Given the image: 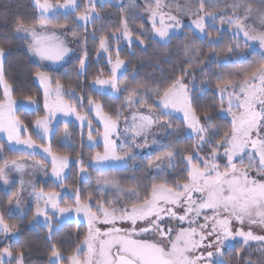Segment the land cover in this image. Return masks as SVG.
Masks as SVG:
<instances>
[{
    "label": "snow or ice",
    "instance_id": "6c2138e0",
    "mask_svg": "<svg viewBox=\"0 0 264 264\" xmlns=\"http://www.w3.org/2000/svg\"><path fill=\"white\" fill-rule=\"evenodd\" d=\"M97 2L102 7L105 0H87L84 11H80L78 0H63V3L59 0L56 3L33 0L34 7L38 9L37 17L31 22L17 17L12 25L14 37L22 41L30 39L27 47L41 61H62L71 49L56 35L55 29L65 28L66 25L54 24L53 18L60 14H71L86 26L100 19ZM129 7L135 9L136 0H131ZM144 11L151 21L149 31H145L141 24L139 34L134 33L128 17L122 14L121 27L110 33L111 39L117 42L114 60L109 35L96 37L95 32L92 33L93 40L98 39L99 50L107 54L111 64L107 78L97 76L94 79L93 90L98 94H105L108 90L117 96L124 94V109H132L131 124L128 125L126 121L123 137L117 132L121 116L119 111L114 118L104 112L102 103L95 99L80 96L71 88L65 92L64 85L59 80L53 81L47 71L37 68L33 73L43 86L45 110V115L34 121L33 132L38 138L47 139L52 132V120L56 113L75 115L81 126L87 127V139L92 142L95 139L93 132L100 135V130L92 125V119L98 117L103 123L104 150L95 152L88 161L89 166L97 171L118 163L127 166L129 161H135L139 150L151 147L148 134L152 129L156 126L171 129L175 114H182L180 119L184 128L181 131L186 137H195V148L191 152L187 149L183 152L175 149L168 151L165 159L169 162L170 171H165L161 164H149L157 175L150 177L152 182L144 186L143 194L136 190L125 191L114 181L106 179L97 180L100 187L95 197L89 192L81 199L78 189L71 192L65 189L62 173L68 167L69 156L56 154L50 146L37 144L31 134H21L27 126L16 115L17 101L12 98L11 86L5 80L4 65L9 48L0 44V83L4 85V99L0 100V132L7 134L14 151L36 156L41 154L37 150L43 149V153L47 154L45 159L50 157L52 174L64 193L62 196L61 192H45L42 187L37 189L33 184L36 207L32 219L36 220L42 215L46 221H51L56 213L63 215L74 212L77 216L82 213L88 223L86 234L82 240L78 238L70 254L64 255L55 244L51 246L49 264H65V261L67 264H224L223 250L237 237H241L243 245L249 247L250 242H258L261 245L260 264H264V235L255 234L252 230L253 227L264 230V60L216 84L221 105L217 117H231L230 127L222 131L214 126L213 121L217 117L204 110L198 111L196 95L185 83V77L192 75L193 70L204 72L201 67L204 57L198 50L184 48V55L188 58L187 67L182 68L180 74L166 85L149 88L138 84L136 88H122L121 80L125 77L121 69L125 67V60L120 58L118 47L121 40L129 45L134 42L146 45L145 38H159L167 43L178 30L186 27L180 17L188 16L195 30L210 38L211 32L207 28L218 32L227 28L231 29L234 38L242 35L245 47L250 46L249 42H257L264 49V12L259 13L260 27L256 28L249 22L255 14L243 0L226 7H221L218 0H185L183 5L145 0ZM218 12L221 15L218 16ZM72 36L80 39L74 30ZM11 43V40L7 41L9 46ZM240 51L239 43L235 44V51L233 47H228V61L231 62V56H238ZM83 55L84 58L79 60L81 70L85 69L86 50ZM218 80L221 78L218 77ZM66 95L79 102L81 107L86 103L89 112L95 111V117L81 115L72 103L64 99ZM27 99L29 103L25 107L36 104L31 96ZM225 101L227 108L223 107ZM140 109H145L147 114L140 112ZM32 110L37 109L33 107ZM129 132L132 135H128ZM173 134L179 138L180 131L173 130ZM137 137L142 138L141 143L136 142ZM117 140L121 141L119 145ZM99 143L95 141L89 147L94 148ZM166 147L172 148V142ZM202 151H207V155L202 156ZM175 156H180V163L184 165L179 173L174 171L177 167ZM75 159L83 174L81 178L87 180L85 162L79 155ZM221 159L224 160L223 165ZM0 161V179L4 184H10L9 171L20 170L24 164L2 155ZM24 183L20 181L21 188ZM105 192H110L115 199H106ZM13 196L19 205L20 193H13ZM69 197L73 203L61 207V200ZM7 203L12 204L13 200L9 199ZM49 208L53 210L52 216L48 214ZM245 225L248 226L247 231ZM17 232L19 227L11 224L0 212V235L5 237V246L0 248V264H12L13 259L16 264H23V252L14 254L7 244L11 238L9 234ZM243 264L257 262L246 259Z\"/></svg>",
    "mask_w": 264,
    "mask_h": 264
},
{
    "label": "trees",
    "instance_id": "16d2710c",
    "mask_svg": "<svg viewBox=\"0 0 264 264\" xmlns=\"http://www.w3.org/2000/svg\"><path fill=\"white\" fill-rule=\"evenodd\" d=\"M84 1V0H83ZM247 4L257 3L261 12H264V0L255 2L252 0H245ZM56 3L57 0H51ZM63 3V0H59ZM131 0H111L101 7L97 4V10L100 12V19L86 26L78 22L75 15H59L53 18L54 24H64L65 28L70 34L72 31L76 33H84L86 30L91 31V38L88 48V66L83 74H80L79 60L84 56L74 58L61 69L58 70H43L34 60L31 53L27 49V42L14 37L12 25L16 18H22L27 22H31L38 15V9L33 5V0H0V44H5L9 48L5 65V80L11 86L13 96L17 101H28L31 96L38 104L39 108L36 111H28L26 108L20 107L17 112L18 118L27 126V131L32 135V139L37 143L46 144L45 139L38 138L33 129L35 127L34 121L45 115L43 108V88L38 84L33 73L37 68L47 71L52 77L53 81L59 80L64 85V90L67 92L69 88L75 90L80 96H87L95 99L97 102L102 103L103 111L112 115L114 118L119 111L123 114L127 111L123 105L125 103L124 94L115 96L110 93L98 94L93 90V81L99 76L107 78L110 75L111 64L105 57H98L99 44L98 39L93 40L92 33L95 32L96 37L102 35H109V41L115 46L112 48V53L116 56L117 42L111 39L110 33L121 27L122 14L126 15L129 20V26L133 32L139 34V25H144V30L149 31L151 28V21L148 19V13L144 11L145 1L136 3L135 9L129 7ZM81 11H84V5H81ZM214 33L211 38L200 36L195 28L185 27L174 38L165 43L160 41L159 38L147 40L146 45H140L139 42H134L129 45L121 40L118 44L120 49V58L125 60L126 72L124 79L121 83L130 88H136L138 84H144L149 88L164 86L170 82L175 75L180 74L182 68L187 67V57L184 55V48L189 47L198 50L201 56L204 57V63L201 67L204 72L201 73L199 69L193 70V74L185 77V83L189 84V89L196 95V103L198 111L204 110L209 114L217 117V110L221 107L219 101L218 90L216 84L222 82L229 76H236L244 70L258 65L264 60V49L259 46L252 48L241 45L240 38H234L229 31L221 32L213 29ZM11 40L9 46L7 41ZM239 43V55H232L231 62L228 61L226 56V49L233 47L235 51V44ZM218 54V55H214ZM238 61V62H237ZM218 77L221 80H218ZM3 86L0 83V100L4 99ZM66 100L72 103L79 111L88 112L87 104L83 107L79 102L74 101L70 95H66ZM227 108V101L223 104ZM230 116L217 117L213 123L216 128L226 131L230 127ZM70 127V133L73 137V142L77 146V150L66 147L62 142L61 128L51 143L54 153L60 155H68L75 162L70 166V171L65 179L64 185L70 189H80L82 196L85 197L89 192L95 197L97 189L100 187L97 184L98 179H106L109 182H115L121 189L125 191L136 190L143 194L144 186L149 185L152 181L151 168L149 164L156 165L159 161L165 158L168 151L173 149L183 152L185 149L191 152L197 143L195 137H186L184 134L179 138L169 136L165 142V147L145 157H139L134 162H130L127 166L111 167L104 170L97 171L95 168L87 165L91 156L95 152H103V144L98 147L91 148L85 141H83V129L76 123L66 124ZM63 125V126H66ZM95 125L99 126L95 119ZM63 134V133H62ZM169 142H172V148L166 147ZM0 146L4 151V158L8 160H17L25 156L24 153L12 150L7 140L3 139L0 133ZM211 147V146H209ZM78 151V152H76ZM187 154V153H184ZM83 156L85 167L88 172L87 180L82 179L80 172V165L76 161V156ZM202 156L207 155V151L201 152ZM177 162L175 172L179 173L184 167L180 163V156L174 157ZM2 162V161H0ZM220 163L223 165L224 160L221 159ZM2 179H0V212L4 213L5 219L11 224L19 227L18 238L11 244V250L15 254L18 251L23 252V264H49L50 249L53 244L58 246L64 255H68L75 248L78 243V238L83 239V236L88 230V226L83 222L71 221L63 224L59 228L54 229L52 232L49 228L40 226L32 227L34 221L32 216L34 212L26 218L11 214L12 204H8V200L14 199L13 193L19 191V186L16 185L11 191H7L2 186ZM41 187L46 191H60V187L55 182L49 184H41ZM106 199H113L104 193ZM1 236V235H0ZM261 245L258 242H250V247L243 245L242 239H236L233 244L225 251L223 261L224 264H243L246 259H251L257 264L262 261ZM67 262L65 261V264ZM12 264H16L13 259Z\"/></svg>",
    "mask_w": 264,
    "mask_h": 264
},
{
    "label": "rangeland",
    "instance_id": "374dc122",
    "mask_svg": "<svg viewBox=\"0 0 264 264\" xmlns=\"http://www.w3.org/2000/svg\"><path fill=\"white\" fill-rule=\"evenodd\" d=\"M108 1H111V0H105V3H107ZM143 1H145V0H136V3H141ZM254 1L257 2L259 0H254ZM148 2H152V0H148ZM218 2H219L221 7H226L230 4L238 3V2H240V0H218ZM250 2H252V0H250ZM78 3H80V9L79 10L81 11V5H85L87 3V0H84V1L78 0ZM161 3L162 4L163 3H167V4L178 3L180 5H183L185 3V0H161ZM243 3H245L248 7H250L255 14L254 17L252 19H250L249 22L252 24L253 27L259 28L260 27L259 13L261 12V10L259 9L258 4L255 3V5L254 4L249 5V4H247V2L245 0H243ZM97 4H100V3L97 2ZM61 11H63V10H61ZM60 15H62V14H60ZM217 15L219 16V15H221V13L218 12ZM57 16H59V15H57ZM180 19L182 20V22L185 24L186 27L188 26V27L194 28V25H191V23H190V20H191L190 17L182 16V17H180ZM80 23L84 24V22H80ZM89 23H92V22H89ZM205 23H206V28H207L208 21L206 20ZM217 24H218V21H217ZM182 29L178 30L176 32V34L180 33L182 31ZM207 30L211 32V35L214 33L212 28H207ZM196 31L200 36L206 37V35L200 33L198 30H196ZM225 31H229L232 34L231 29L226 28L224 30H221V32H225ZM55 32H56V35L59 36V38L64 41L65 45L69 49H71V51L65 56L64 60H62V61H41L38 57L31 54L33 57V60L43 70L61 69L67 63H69L72 59L84 56L83 54H84L85 50L88 52L90 38H91V31L86 30L82 34L77 33V36L80 39L74 38L72 36V34H70V32H68V30H66V29H55ZM238 38L241 39V45L242 44L245 45L242 35H241V37H238ZM85 39H86V43H85ZM25 42H27V44H28L30 42V39L25 41ZM249 43L252 44V48H254L256 45L259 46L257 42H249ZM110 44H112V43L110 42ZM112 45H113V47L115 46V44H112ZM27 49H28V47H27ZM28 51H29V49H28ZM111 55H112V58L114 60L115 56L113 55L112 51H111ZM98 57H105L106 59H108L107 54H105L101 51L99 52ZM88 61H89V58H88V54H87V57L85 59V69L88 66ZM84 70H83V72H84ZM121 72H123V74H125L126 64H125L124 69H121ZM118 78H119V74H118ZM36 81L38 82L39 85H41L38 80H36ZM1 85L3 86V89H4V85L2 83H1ZM41 87L43 88L42 85H41ZM53 87H55V84H53ZM121 87L123 88V87H125V85H123L121 83ZM106 93H110V94L117 96L111 90H108ZM11 96L13 99H15L13 96V93H12V89H11ZM64 99L66 100V96L64 97ZM28 103H29L28 101H24V100L21 102L17 101L18 108L16 111V115H17L18 109L20 107L26 108L28 111H33L32 110L33 107H36V109L39 108L37 103L33 106L25 107L26 105H28ZM88 109H89V106H87V110ZM77 111H79L78 108H77ZM139 111L147 114L145 109H140ZM79 112L81 115L87 114L89 118L95 117V111L94 110L91 112H89V110H88V112H85V113H83L81 111H79ZM181 115H182L181 113L175 114L173 127L171 129L160 128L159 126L154 127L152 129V131L148 134V143L151 147L139 150L137 158L145 157L147 155H151L154 152H156L160 149H163L166 145L165 142H166L167 138L169 136H174L173 130L180 131V136H182L183 132L181 130L184 128V123L180 119ZM95 119H96L97 123L99 124V126L95 125ZM131 120H132V109H127V111L124 114H123V112H121V116L119 118L118 127H117V132L119 133V135L121 137L124 136V129L126 127V121H127V124L130 125ZM69 123H76L77 125L81 126V122L76 119L75 115L64 116L63 113H56L55 118L52 120V125H51L52 132L49 134V137L47 139H45V141H47V143L43 144V145L51 147V143H52L55 135L60 132L61 128H64V130L61 131V135L63 137V139H62L63 144L66 147H69L73 150H77V148H76L77 146L74 144L72 134L70 133V127H68L66 125ZM63 125H66V126H63ZM92 125H93L94 129L100 130V135H97L96 132H93V136L95 139H94V141L90 142L87 139V133H88L87 127L81 126L83 129V132H84L83 133V141H85V143H87L88 145L90 143H95V141H100L99 144H103V141H102L103 123L99 120L98 117H95L92 119ZM66 130H67V135H66ZM0 133L3 137V139L7 140V134L4 132H0ZM21 134H22V136H27L29 134V132L26 130V131H22ZM128 135H132V133L129 132ZM113 138H115V134L113 135ZM153 141H155V143H153ZM7 142H8V140H7ZM120 142H121L120 140H117L118 145L120 144ZM136 142L141 143L142 138L137 137ZM8 144L12 148V145L10 144V142H8ZM37 144H39V143H37ZM40 144H42V143H40ZM99 144H97L96 147H98ZM20 147H22V146H20ZM51 149H52V147H51ZM37 151H39L41 154L36 155V156H25L21 159H17V161L19 163L24 164V168H22L20 170L9 171V173H8L9 180L12 181V183L4 184V182L2 180V182H3L2 186L7 191H11L12 189L15 188L16 185H18L20 188L18 192L20 193L19 198L21 200V203L19 205H17L15 203L16 198L14 199L13 204L11 206V214H13V215H19V216L26 218L32 212H34V214H35L36 200H35V194L32 192V185L33 184L36 185L37 189L41 188L42 183L49 184L50 182H55L58 184L57 178L52 174L50 157L45 159L47 154L43 153V149H38ZM52 152H53V150H52ZM76 152H78V151H76ZM20 153H22V152H20ZM0 155H2L4 157L3 148H2V151H0ZM80 158L84 161L83 156H80ZM74 162H75V160H73L71 157H69L68 167L66 169H64V172L62 173V176L64 177V182H65V179L67 178V176L69 174L70 166ZM130 162H134V161H129L128 164ZM245 163H247V161ZM157 164H161V167L164 168L165 171L171 170L168 167L169 162L165 158L162 159L161 161H159ZM87 165H89V164L87 163ZM123 165H124L123 163H118L114 167H120ZM87 172H89V171H87ZM155 175H157V172L155 171V169L153 167V168H151V177L155 176ZM21 180H23L25 182L23 188H21V184H20ZM79 188H80L79 189L80 197H81V199H83L84 197L82 196L81 187L79 186ZM65 189H67L69 192H71V190L66 188V186H65ZM58 192H61L62 196L64 195V193L62 192L61 189ZM105 194H107L110 197H113V199H115V196L112 195L110 192H105ZM72 203H73V199L71 197H69L65 200H61L60 206L64 207V206L70 205ZM93 210L95 211V209H93ZM52 211L53 210H51L49 208L48 214L50 216H52ZM71 221L83 222L88 226L87 219L84 217V215L81 213L79 216H77L74 212L65 213L63 215L56 213L54 216H52L51 221H46L44 219V217L41 215V216L37 217V219L32 222L31 226L32 227L44 226V227L49 228V223H50L51 224V230L50 229L49 230L52 232L54 229L59 228L63 224H65L67 222H71ZM98 226L101 228L104 227L103 225H98ZM247 230H248V226L245 225V231H247ZM252 230L254 231L255 234L264 235V230H262L260 227H253ZM18 233L19 232L14 233V234H9L11 238L7 241L8 245L11 244L12 242H14L15 240H17ZM236 239H242V238L237 237ZM233 241H231V243L224 248V250H223L224 253L233 244ZM4 246H5V237L3 235H1L0 236V248H2ZM217 259L219 260L221 258L217 257Z\"/></svg>",
    "mask_w": 264,
    "mask_h": 264
}]
</instances>
